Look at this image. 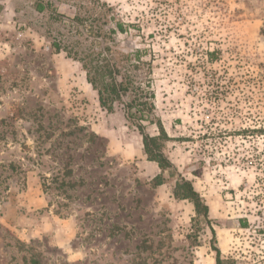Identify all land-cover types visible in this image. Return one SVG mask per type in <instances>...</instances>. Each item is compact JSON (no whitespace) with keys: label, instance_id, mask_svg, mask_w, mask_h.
I'll return each mask as SVG.
<instances>
[{"label":"rangeland","instance_id":"rangeland-1","mask_svg":"<svg viewBox=\"0 0 264 264\" xmlns=\"http://www.w3.org/2000/svg\"><path fill=\"white\" fill-rule=\"evenodd\" d=\"M75 17L146 75L172 167L147 159L124 99L104 109L54 52L90 49ZM0 19V264H216L215 247L264 264V0H6ZM181 179L206 217L174 198Z\"/></svg>","mask_w":264,"mask_h":264},{"label":"trees","instance_id":"trees-1","mask_svg":"<svg viewBox=\"0 0 264 264\" xmlns=\"http://www.w3.org/2000/svg\"><path fill=\"white\" fill-rule=\"evenodd\" d=\"M90 1L97 3L99 0ZM49 5L50 1L45 4L42 1H37L34 8L36 11L42 12ZM72 21L77 26H81L84 32H87L88 37L84 38V41H90V49L76 51L74 47L62 48L59 43H53L54 52L58 53L63 50L67 57H71L81 63V67L85 72V79L97 92L98 101L104 109L110 112L113 110L116 102L121 103V100L124 99L123 109L125 117L129 121L137 122V128L142 135L143 149L147 159L155 162L161 172L172 167V164L161 150L168 136L160 122H154L150 117L154 107L151 101L153 92L149 90V81L146 75L136 79L137 77H134L137 74L129 75L124 72L125 69L121 62L128 59L129 55H123L121 53L115 54L109 45H104L102 49H95L100 43L97 40V36L92 33L94 30L92 24L88 23L91 22V19L75 17ZM73 29L80 36L78 27H74ZM116 30L123 33L125 31V25L122 22L116 21ZM116 30L112 28L109 32L113 34ZM135 61L138 62V58ZM136 68L138 69L137 65H132V69ZM142 121L155 123L158 134L151 136L145 133L143 126L140 124ZM151 183L154 187L164 183L161 173L156 174L152 178ZM172 192L176 199L181 198L182 192H187L188 197L193 203L195 213L205 217L207 216L208 207L197 191H195L190 181L184 179L177 181ZM212 233L214 234L213 230ZM214 249L216 251L215 263L224 264L219 258V249L216 247Z\"/></svg>","mask_w":264,"mask_h":264},{"label":"crops","instance_id":"crops-1","mask_svg":"<svg viewBox=\"0 0 264 264\" xmlns=\"http://www.w3.org/2000/svg\"><path fill=\"white\" fill-rule=\"evenodd\" d=\"M5 1L6 0H0V4L3 5ZM0 22H1V25H3L6 22L7 23L14 22V19H0ZM158 172H159V169H156L155 172H154V175H152V177L155 176L156 174H158Z\"/></svg>","mask_w":264,"mask_h":264}]
</instances>
